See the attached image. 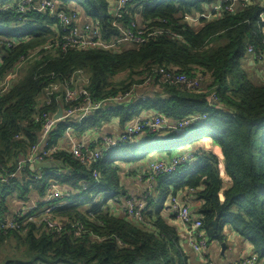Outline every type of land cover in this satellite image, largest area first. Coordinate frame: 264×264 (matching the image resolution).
I'll return each instance as SVG.
<instances>
[{"label": "trees", "instance_id": "obj_1", "mask_svg": "<svg viewBox=\"0 0 264 264\" xmlns=\"http://www.w3.org/2000/svg\"><path fill=\"white\" fill-rule=\"evenodd\" d=\"M56 1L67 9L74 4L98 20L106 38L118 36L136 19L146 32L155 34L119 51L64 52L49 46L64 33L55 14L36 7L24 14L20 0H0V37L11 42L0 40V84L19 63H25L24 75L12 79L6 91L0 89V219L12 211L11 196L13 202L29 201L34 191L42 197L55 181L75 188H82V181L97 185L83 199L54 211L61 222L55 229L41 217L31 220V213L20 211V229L0 231V253L14 238L27 248L28 256L7 258L3 264H193L174 227L151 212L140 221L111 208L104 212L106 201L96 198L103 192L120 201L119 169L111 156L129 159L160 147L172 154L167 162L180 155L189 157L174 172L155 179L163 198L196 189V197L203 202L199 213L208 243L222 241L224 225H229L264 260V81L255 83L242 69V62L255 56L249 46L264 61L263 1L231 11L226 8L233 1H224L219 15L218 9L210 10L216 0H131L119 16L113 13L116 0ZM192 16L200 27L194 28L188 19ZM156 65L189 78L202 76L200 87L158 86L157 80L143 84L146 89L139 93L148 90L146 99L138 97L91 114L75 131L96 128L114 118L125 125L149 110L177 121L199 116L194 124L132 137L90 163L63 147L53 158L21 165L38 142L45 114L66 105L60 92L50 103L43 101L52 85L82 76L88 79L93 101H108L137 89ZM66 122L53 131L50 143L63 140ZM184 145L191 150L179 152Z\"/></svg>", "mask_w": 264, "mask_h": 264}, {"label": "built area", "instance_id": "obj_2", "mask_svg": "<svg viewBox=\"0 0 264 264\" xmlns=\"http://www.w3.org/2000/svg\"><path fill=\"white\" fill-rule=\"evenodd\" d=\"M131 0H117V6H115L114 15L119 16L123 12L124 8L128 6ZM233 5L227 6V10L231 11L236 7L237 3H241L243 0H232ZM37 8L40 12H50L55 14L59 20L60 25L63 28L64 33H62L58 39L53 43H49L50 48L58 46L62 51H68L70 49L75 50H89V49H103L111 51H119L126 45H139L144 43V41L155 33L148 31L146 32L145 27H143V22L138 23L137 19L132 21L130 27H123L118 36L111 35V37L106 38L103 33V28L98 20H89L82 24L80 12L77 10L67 9L58 3L56 0H20L19 9L24 14L30 11L32 8ZM121 28L122 24L119 23ZM162 32V31H161ZM8 42L9 38H8ZM11 43V42H10ZM249 53L254 54L252 57V62H257L261 60L253 46H249ZM21 65L9 73L6 78V83L2 86V91H6L10 86V81L17 77L19 68ZM152 76L150 77L146 74V80L142 84H138L137 89H133L127 92L120 93L115 99L108 101L96 102L91 99L90 93L88 91V79L82 76L72 78L69 82H61L52 85L47 89L45 95L43 96V101L50 103L51 97L56 93H62V98L64 99L66 105L59 106L55 112L45 114V119L43 122L42 129L39 133L38 142L34 144L26 157L21 161V165L34 164L48 158H53L54 154L58 152L59 149L63 147L69 149L79 160L85 163H90L91 161L97 160L105 152H108L121 144H125L132 137H138L144 133L148 132H161L165 130H170L171 132L177 131L180 128H186L196 121L199 120V116L191 115L188 118H184L177 121L172 118H168L159 114L156 111H152L150 116L145 114L135 117L129 123L125 124V127L121 133L113 135H99L93 136L89 140L79 141L73 144L71 147L65 146V143L60 141L58 144L50 143L51 136L54 130L58 128L61 123L67 121L68 124L66 128L64 138L71 137L73 131H77V125L82 124V122L88 118L91 114L103 113L107 110H111L116 107V104L130 103L132 100L138 97L146 99L147 95L150 94L148 90H145L143 94L140 95V91L146 89L142 87L143 84H151L157 80L158 86L171 83L185 84L188 88H198L200 87V79L202 76L195 78H189L184 73H178L175 69H165L156 65L153 67ZM149 88V87H148ZM62 109L63 115L61 118L57 119L55 116ZM71 122V123H70ZM98 128L88 129L90 131H95ZM189 157L178 156L173 157L169 162L158 161L151 165L149 180L154 181L159 175L164 173L174 172L182 163H185ZM94 177L98 179V174L95 172ZM67 186L59 181L52 182L49 186L47 193L40 197L39 200L33 201H22L24 202L22 206L16 210L11 211L3 220L0 219V231L7 230H19L20 222L19 217L22 215L19 213L24 212L25 214H30L31 220H36L41 217L43 222H46L49 228H57L61 225L58 219L54 217V211L66 205L72 203L75 199H83L89 192L90 189H94L97 185H91L90 182L82 181V188H66ZM70 186V185H68ZM190 192H195L194 188L188 189ZM169 200L172 206L177 212V218L184 224L188 225L190 228L191 244L195 250L200 251L208 245V238L203 227V222L201 218H194L191 212L190 205L181 200L178 194H170ZM126 212L130 217H136L139 221L143 219V215L147 211V204L141 203L139 207H136L133 199H126ZM259 261L258 254L255 252L248 253V255L239 264H257ZM208 264H220L216 261H209Z\"/></svg>", "mask_w": 264, "mask_h": 264}, {"label": "crops", "instance_id": "obj_3", "mask_svg": "<svg viewBox=\"0 0 264 264\" xmlns=\"http://www.w3.org/2000/svg\"><path fill=\"white\" fill-rule=\"evenodd\" d=\"M216 1L217 4H215V7H210V10L211 8H216L218 9L220 15L222 9L221 4L224 1L229 0ZM262 1L264 3V0ZM257 2H259V0H243L241 1L242 4L237 3L236 7L242 8L246 4H254ZM69 7V9L71 10L79 11L81 15L80 7L77 8L74 4H70ZM80 17L82 24L92 19L90 17H87L85 12H83ZM188 19H190V22L192 23L194 28L200 27L198 26L201 25L198 18L193 17ZM195 20L197 21V26H195L196 24H194ZM262 20L264 21V14L262 16ZM7 39L8 38H4L3 36L0 37V40L5 41ZM263 65V60H259L258 62H252V57H248V60H244L242 62V69H245L248 72L249 77L255 83L259 84L264 81ZM5 83L6 79L3 81V83L0 84V89ZM153 88V86H150L149 90H151V92L155 91V89ZM143 114H145V112H143L141 115ZM151 114L152 111L149 110L147 111L146 116H150ZM124 127L125 125L120 123L119 118H114L102 123L100 126L97 127L98 129L95 131H90L88 129L79 133L73 131L71 133V137L64 138L63 142L65 143V146L71 147L73 144L79 141L89 140L93 136H99L101 134L113 135L121 133ZM171 155L172 154L168 153L164 148L160 147L159 149L146 153L145 155H137V157H130L129 159H122V157L113 158V156H111L114 162L113 166L119 169L118 176L120 179L119 181L122 191L120 195V201L117 196L111 198L103 192L96 196V198H98L101 203L103 201H106L102 204L103 211L105 212L108 208H111L112 212H115L122 217H127L128 214L126 212V199H133L134 204H136V207H139L141 203H146V213L151 212V214H154V217L156 215L158 218L174 227V229L178 233L182 247L189 254V259L191 263L208 264L209 261H216L220 264H239L248 255V253L254 252L253 246L249 240L244 239L237 231L232 229L229 225H224V239L222 241H209L208 245L205 248H202L200 251L195 250L191 244V232L189 226L184 224L177 218V212L172 206L169 200V196H165L163 198V192L162 190H160V188H158L157 185L158 181H154L152 185V181L148 179L151 165L158 161H166L170 158ZM144 159H146L148 163H142L141 161ZM64 184L67 186H63V189H75L74 186H68V184L66 183ZM178 195L181 197V200L187 202L190 205L193 217L200 218L199 208L201 207L203 202L202 200H199L196 197V193L190 192L187 189L182 193L180 192ZM40 197L41 196H39V194L35 191L32 193L31 200L37 201L40 199ZM23 203L24 202H21V205ZM128 217L131 219H136V217ZM223 242L226 243L225 248H223L222 246ZM257 264H264V260H259Z\"/></svg>", "mask_w": 264, "mask_h": 264}, {"label": "rangeland", "instance_id": "obj_4", "mask_svg": "<svg viewBox=\"0 0 264 264\" xmlns=\"http://www.w3.org/2000/svg\"><path fill=\"white\" fill-rule=\"evenodd\" d=\"M115 6H117V0L115 1V3H114V11H115ZM84 11H82L81 10V15H82V13H83ZM114 13V12H113ZM80 15V16H81ZM139 20H140V18H139ZM197 23V21L195 20L194 21V24H196ZM195 26H197V24L195 25ZM198 26H200V25H198ZM259 60H257V62H258ZM263 63H264V61H263ZM264 66V65H263ZM21 68H22V66L19 68V71H18V74H17V77L19 76H23L24 75V72L23 71H21ZM245 68V67H244ZM243 70H245V69H243ZM25 73H26V70H25ZM127 76H129V73L127 72V73H125V74H123V79H125ZM16 77V78H17ZM145 112V111H144ZM101 135H105V134H101ZM169 143V142H168ZM174 143H172V145H173ZM190 149V146H187V145H184L183 147H181V149H180V151H186V150H189ZM143 154L142 153H140V156H142ZM142 163H146L147 162V160L146 159H144V160H142L141 161ZM148 163V162H147ZM129 170V169H128ZM155 181V180H154ZM153 181V182H154ZM153 182H152V185H153ZM35 192V191H34ZM10 202H12V208H11V210H13V211H16V210H18L22 205H21V202L22 201H14L13 202V199H12V196L10 197ZM20 210V209H19ZM27 256H28V250H27V248L25 247V246H23L17 239H14V238H12V239H8V241H7V243L5 244V246H3V248H2V251H1V253H0V264H3L4 262H5V260L7 259V258H10V259H16V260H18V259H25V258H27Z\"/></svg>", "mask_w": 264, "mask_h": 264}, {"label": "water", "instance_id": "obj_5", "mask_svg": "<svg viewBox=\"0 0 264 264\" xmlns=\"http://www.w3.org/2000/svg\"><path fill=\"white\" fill-rule=\"evenodd\" d=\"M1 51V50H0ZM62 115H63V112H62V109H60V111L57 113V115L55 116L57 119H59V118H61L62 117ZM222 246H223V248H225L226 247V243L225 242H223L222 243Z\"/></svg>", "mask_w": 264, "mask_h": 264}, {"label": "bare ground", "instance_id": "obj_6", "mask_svg": "<svg viewBox=\"0 0 264 264\" xmlns=\"http://www.w3.org/2000/svg\"><path fill=\"white\" fill-rule=\"evenodd\" d=\"M21 66H23L25 63L24 62H21V63H19Z\"/></svg>", "mask_w": 264, "mask_h": 264}]
</instances>
